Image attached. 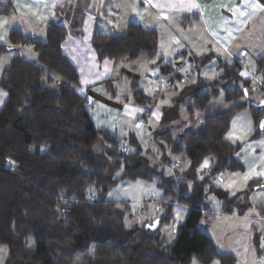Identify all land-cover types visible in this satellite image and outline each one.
Here are the masks:
<instances>
[{
    "label": "trees",
    "instance_id": "16d2710c",
    "mask_svg": "<svg viewBox=\"0 0 264 264\" xmlns=\"http://www.w3.org/2000/svg\"><path fill=\"white\" fill-rule=\"evenodd\" d=\"M65 36V29L54 23L45 27L42 40L25 38L20 31L7 36L11 45L32 44L35 61L17 55L0 76V88L7 94L0 109V245L8 250L4 264H190L193 258L200 264L214 260L234 264V257L218 253L198 224L201 209L207 205L203 200L206 188L224 200V213L232 212L231 204L239 214L248 207L247 191L229 196L210 185L223 171L243 170L235 159L240 145L227 142L224 136L234 113L245 104L192 121L183 130L170 125L177 119L179 100L174 101L173 108H162L161 123L167 129L155 134L154 140L162 147L164 162L189 163L184 175L194 184L190 194L184 195L186 184L177 183L173 175H165L158 164H152L134 134L119 139L94 127L85 109L86 96L75 91L78 75L61 50ZM157 42L155 30L130 24L124 34L96 36L91 45L99 65L105 61L115 65L141 56L154 59ZM5 51L0 46V55ZM208 60L202 57L200 66ZM255 64L252 75L260 77L262 89L264 54ZM157 65L160 72L172 71L167 64ZM218 68L222 70L218 78L233 83L234 88H227L218 78L197 81L185 90L190 98L186 107L190 115L204 110L220 89L226 99H236L242 95L241 82L248 93L251 79H241L239 64H221ZM46 70L58 77L51 79ZM172 76L181 79L177 74ZM49 81L55 84L49 85ZM103 86L111 97L116 95L113 79H104ZM131 88L134 101L144 106L151 103L137 89L136 81ZM206 88H210L209 93H201ZM248 110L258 124L264 107L252 104ZM207 157L211 165L206 179L196 181V171ZM125 180L154 181L162 190L163 200L177 198L190 208L186 220L175 228L172 246L160 231L169 213L154 230L145 229V225L126 226L125 211L105 200V194ZM90 188L93 196H89ZM29 235L34 239L33 248L26 245Z\"/></svg>",
    "mask_w": 264,
    "mask_h": 264
},
{
    "label": "crops",
    "instance_id": "0c3cea01",
    "mask_svg": "<svg viewBox=\"0 0 264 264\" xmlns=\"http://www.w3.org/2000/svg\"><path fill=\"white\" fill-rule=\"evenodd\" d=\"M239 2L240 0H151V4H149L146 0H0V46L6 48V51L0 55V76L17 55H21L30 61L35 59L32 44L15 46L7 42L9 32L20 31L25 38L42 40L44 29L49 23L63 27L66 36L61 44V50L75 68L79 82L78 86L75 87V91L86 96L85 109L94 127L102 131H108L119 139L134 134L145 150L146 157L151 159L152 164L161 165L160 169L164 173L167 172V175L175 177L177 176L175 169L181 163L164 162L162 160V147L154 140V137L155 134L159 133V129L165 127L161 123L162 108H173L176 105L174 101L179 97L175 94L176 87H174L176 98L171 100L172 104L169 106L162 105L161 107H159L161 105L159 103L162 101L163 94H159V96L154 90L155 88L151 86L146 87L147 92L144 88H137L141 89L143 94L151 99L148 106L138 104L132 98V82L129 85L130 92L128 94L126 91L120 93L118 88L120 79L108 77L107 74H104V63L103 65L97 63L91 40L96 36L114 37L122 35L130 24L140 25L146 29L155 30L158 35L156 57L154 59H142V62L149 67L151 75L159 76L162 74V77H168L167 79L172 81V75L177 74L181 77V80L184 76L191 81L187 71L193 68L194 71H197V81H213H208L206 75L200 72L198 67L201 64L200 59L202 57H209V60L201 66L202 70L206 64L215 58L212 52L215 46L224 52L232 63L239 64L242 68L239 76L242 80H247L248 75L244 76L241 73L254 74L256 69L253 73L245 68L246 71L243 69L250 48L249 35L244 34L262 12L257 11L250 17H244L245 22L240 23L232 13L233 6ZM190 3H195L198 7L189 8ZM225 21L228 23L225 24ZM234 28L241 30L232 31V35L229 36V30ZM242 51H244L243 56L245 58H241L240 53ZM158 53H160L159 56ZM180 55L183 56L184 61L179 58ZM251 56L254 58V62L259 58ZM153 61L155 62L153 63ZM158 62L160 65L167 64L172 68V71L168 74L160 72ZM219 65L221 64L219 63ZM115 66L116 64L110 63L109 70H115ZM218 67L217 69H219ZM109 70L107 73H109ZM97 74H100V79H97ZM106 78L114 80L116 86L115 96L111 97L105 92L103 80ZM85 80L88 82L83 83ZM192 85L194 84L189 82L184 87L188 88ZM186 88L183 90L185 91ZM239 89L241 90V86H239ZM207 93L209 92L203 94ZM153 97L156 100L152 103ZM6 99V92L0 88V109L5 104ZM135 109H143V111H135ZM188 123L190 122L180 121V125L176 126L182 127ZM141 137L147 140V147L141 142ZM224 138L227 142L233 144L227 138V132ZM153 146H155L154 149ZM223 172L216 177H221ZM215 178L211 180V186ZM226 178L224 177L221 181H225ZM260 183H262L261 176H254L247 180L245 189L236 190L237 192H234L232 196L247 191L248 198L249 189L255 186L254 191L256 194ZM226 193L228 194V192ZM241 206L243 207L244 204ZM247 209L242 214L238 212L237 214L233 212L224 213L222 211L221 215L239 224L235 226V230L239 229L248 233L253 243L257 245L260 238L264 240V226L258 222L264 221L262 216L264 215V209L258 210L259 217L255 218L257 222L254 221L256 214H247ZM254 225L259 226V228ZM214 248L216 249V247ZM217 252L232 256L237 261L236 254L224 253L218 250ZM258 258L250 264H255Z\"/></svg>",
    "mask_w": 264,
    "mask_h": 264
},
{
    "label": "rangeland",
    "instance_id": "374dc122",
    "mask_svg": "<svg viewBox=\"0 0 264 264\" xmlns=\"http://www.w3.org/2000/svg\"><path fill=\"white\" fill-rule=\"evenodd\" d=\"M247 34L250 38V48L248 50V55L246 56V62H244L243 69L245 68L246 70L253 73V71H255L256 69V64L254 62V58L251 55H253L254 57H260L264 54V12H262L260 16L250 25L249 29L245 32L244 35ZM212 52L214 53L215 58L212 59L208 64H206L203 70L201 69V66L198 67L199 71L206 75L208 81L214 79L216 80L221 75L222 70L217 69L219 63L226 65L232 64L230 58L215 46L213 47ZM243 52L244 51L240 53L242 55L241 58H245L243 56ZM142 59L148 58L145 56H141L137 61L118 63L115 66V70H109V73H107L106 76L112 78L117 77L120 79L118 84L120 93L126 91V93L128 94L130 92L129 85L133 81H136L137 88H144L145 92H147L146 87H154V90L158 95L163 94L162 101H167V103H162V101H160L159 104L161 105L159 107H161L162 105L169 106L172 104L171 100L176 98V95H174V87H176L175 94L179 96V102L177 105L178 107H176L175 109L177 119L175 122L171 121L172 123L170 124L173 127L176 125H180V121L192 122L196 121L197 119L200 120L207 115L215 114L220 111L245 104L243 108H239L238 110H236L227 131V138L233 144L240 145L239 151L235 155V159L238 160L243 166V170L241 172H223V175L221 174V177H216L213 180L212 184L213 187L228 192L229 196H232L234 192H237L236 190L239 191L243 190V188L245 189L247 180L253 178L254 176H257L258 173L264 171V159H262V157H264V134L260 131V124H255L253 122L252 116L248 110V107L252 104H255L259 108L264 107V88L260 89L261 87H258L255 80H250L249 83L251 89L249 88L247 95L244 94L245 89L241 87L242 95L241 97L236 99H226L225 91L220 89V92L217 95L210 97V101L204 110L196 111L194 115H190L187 112L186 108L190 105V101L188 100L189 97L187 96L186 91H184L183 89L186 88L184 86L189 82H192V84L197 83V71H194L193 68L191 70L188 69L187 74L191 77V81H189L188 77L184 76L182 77V80L174 77L171 78V85H168V77L164 78L162 77V74L159 76L154 75L156 77L158 76V78L164 84L162 91H159L155 85H152L146 80V77L151 75V71L149 67H147L146 64L142 62ZM33 60L35 61V59ZM217 70H219V72H217ZM46 73L48 77H51V79H53V77H58L48 70H46ZM179 74L182 75L183 73ZM254 78L257 79V81L260 80L259 76L255 75ZM56 79L57 78H54V80ZM217 80L226 85L227 88H234L233 83H225L220 78H218ZM49 82V85L55 84L52 83V81ZM240 84L241 82H239V86ZM209 91L210 88H206L202 92L206 93ZM154 100L156 99L153 97L152 103L154 102ZM168 115L170 114L168 113ZM176 122L178 123L174 124ZM184 128L185 126L183 125L179 130H183ZM166 129L167 127L159 129V134H162ZM257 131H260L258 136H256ZM230 132L233 133V135L229 138L228 133ZM140 140L147 147V140L143 137H141ZM152 144L155 145L154 142H152ZM154 148L155 146H153V149ZM171 158L175 159V157L172 156ZM205 159L209 160L210 167L211 158L207 157ZM203 162L201 163V165L203 164ZM201 165L196 171V181H202L206 179L207 172L209 171V167L201 169ZM159 167L161 168V165H159ZM171 168L173 169V166ZM188 168L189 163L184 161L181 162L180 166L177 169H175V173L177 174V176H175L176 182L186 184L187 186V191L184 195L190 194L194 184V181L188 180L184 175V172L187 171ZM173 172L174 170L172 171V173ZM167 174L168 173L165 172V175ZM246 174L250 177L247 180H245ZM259 176H261L262 183H260L256 194L254 191L256 187L253 186V188L249 189V197L246 198V203H248L249 206L246 213H255L256 215L254 216V221L256 222L257 220H255V218L259 217L258 210L261 208L264 209V175ZM224 177L227 178L222 182L221 180ZM218 180L221 181V183H217ZM233 181H235L234 184L232 183ZM227 184H232V186L230 188H226L224 185ZM178 190L179 186L176 185V191ZM205 190L206 192H204L203 200L207 205L201 209L202 216L198 224V229L201 232L209 235L212 242L214 243H212L213 246L215 245L214 247H216L218 251L224 253L230 252L234 255L236 254L237 261H235L234 264H250L258 257L259 258L255 262V264H264V240L260 238L259 243L256 245L255 243H253V240L248 233H245L239 229L235 230V226L239 224H236L233 220L225 218L221 215L224 200H221L214 192H207L208 188H206ZM88 193L89 196H93V188H90L88 190ZM105 200L115 203L119 208L125 211L124 223L126 226H146L156 221L160 222V220L166 219V215L167 213H169L166 221L161 222L160 226V231L163 236H165L166 242L169 247L172 246L175 242L176 226L182 224L186 220L190 212V208L186 204L178 202L177 198L167 201L163 200L162 190L156 185V182L154 181H121L113 186L105 194ZM162 202H164L165 204H169L168 207L163 206ZM229 205L230 204L226 205L225 207H230ZM231 205L233 206L231 209L232 212L237 214V207H235V204ZM179 209H182L183 211L180 214V218L176 220V211ZM262 216L264 217V215ZM258 222L262 223L260 225L264 226V221ZM173 226L174 230H171ZM254 226L256 228H259V226L257 225ZM26 245L29 248L34 247V239L31 235L26 238ZM236 250L237 252H235ZM7 253L8 250L6 245H0V264H4ZM192 260L190 261V264H192ZM197 264L200 263L197 261ZM210 264H219V262L218 260H214Z\"/></svg>",
    "mask_w": 264,
    "mask_h": 264
},
{
    "label": "snow or ice",
    "instance_id": "6c2138e0",
    "mask_svg": "<svg viewBox=\"0 0 264 264\" xmlns=\"http://www.w3.org/2000/svg\"><path fill=\"white\" fill-rule=\"evenodd\" d=\"M147 3L151 4V0H146ZM189 8H196L198 7V5H196L195 3H190L188 5ZM251 10V11H249ZM257 11L259 12H264V3H261L260 0H240L239 3L235 4L232 8V13L234 16H236L237 21L240 23H244V17H250L252 14L256 13ZM6 23V21H5ZM228 22L225 21V24H227ZM241 29L239 28H234L232 30H229L228 34L229 36L232 35V31H240ZM215 34V33H214ZM158 56L160 55V53L157 54ZM155 61H153L154 63ZM110 61H105L104 63V69H105V75L107 74L108 70H109V65H110ZM241 75L247 76V73H241ZM100 74H97V79H100ZM88 81L85 80L83 81V83H87ZM245 95H247V91H245ZM162 103H167V101H162ZM135 111H143V109H135ZM261 129H264V122H261L260 124ZM233 135V133H229L228 136L229 138ZM262 159H264V157H262ZM209 167V160L205 159L203 164L201 165V169L207 168ZM258 175H264V171L258 173ZM250 177L246 174L245 176V180L249 179ZM217 183H221V181H217ZM233 184L235 183V181L232 182ZM226 188H230L232 186V184H227L224 185ZM191 187V186H190ZM183 210L179 209L176 211V217L175 219L178 220L180 218V214ZM149 227H156V224H150ZM171 230H174V226ZM192 264H197V261L195 258H193L192 260Z\"/></svg>",
    "mask_w": 264,
    "mask_h": 264
},
{
    "label": "built area",
    "instance_id": "2783aa9c",
    "mask_svg": "<svg viewBox=\"0 0 264 264\" xmlns=\"http://www.w3.org/2000/svg\"><path fill=\"white\" fill-rule=\"evenodd\" d=\"M179 58H181L182 61H184V58L182 55H180ZM247 75H248V78L256 81V84L258 85V87H262L261 84L254 78L253 75H251V74H247ZM146 80L149 83H151L152 85H155L159 91H162L164 84L161 82V80L158 77H156L154 75H150V76L146 77Z\"/></svg>",
    "mask_w": 264,
    "mask_h": 264
},
{
    "label": "water",
    "instance_id": "95a60500",
    "mask_svg": "<svg viewBox=\"0 0 264 264\" xmlns=\"http://www.w3.org/2000/svg\"><path fill=\"white\" fill-rule=\"evenodd\" d=\"M244 94H245V90H244ZM255 105V104H254ZM263 108V107H262ZM262 120L259 122V124H261V122H264V114H263V116H262V118H261ZM264 129H261V127H260V131H263ZM155 224H156V227L155 228H153V227H149V225L150 224H148V225H146L145 226V229H149V230H154V229H156L157 227H158V225H159V221H156V222H154ZM151 224H153V223H151Z\"/></svg>",
    "mask_w": 264,
    "mask_h": 264
}]
</instances>
